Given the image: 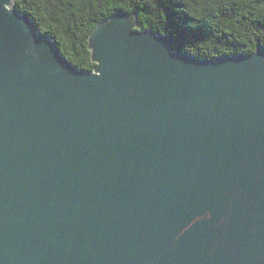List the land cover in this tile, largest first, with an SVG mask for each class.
Segmentation results:
<instances>
[{
    "label": "water",
    "instance_id": "obj_1",
    "mask_svg": "<svg viewBox=\"0 0 264 264\" xmlns=\"http://www.w3.org/2000/svg\"><path fill=\"white\" fill-rule=\"evenodd\" d=\"M0 0V264H264V50L198 60L116 15L74 69Z\"/></svg>",
    "mask_w": 264,
    "mask_h": 264
},
{
    "label": "trees",
    "instance_id": "obj_2",
    "mask_svg": "<svg viewBox=\"0 0 264 264\" xmlns=\"http://www.w3.org/2000/svg\"><path fill=\"white\" fill-rule=\"evenodd\" d=\"M12 5L70 66L85 73L94 68L90 34L116 15L134 14L135 30L162 36L172 52L198 60L264 50V0H15Z\"/></svg>",
    "mask_w": 264,
    "mask_h": 264
}]
</instances>
